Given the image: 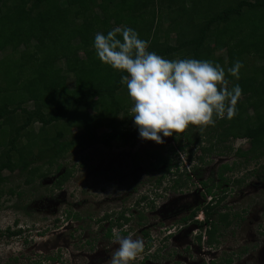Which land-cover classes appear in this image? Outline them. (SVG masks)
<instances>
[{"label": "trees", "instance_id": "obj_1", "mask_svg": "<svg viewBox=\"0 0 264 264\" xmlns=\"http://www.w3.org/2000/svg\"><path fill=\"white\" fill-rule=\"evenodd\" d=\"M165 14L168 24L162 21ZM117 26L135 29L148 41L149 51L165 58L220 65L226 87L238 84L241 95L230 119L213 116L215 123L203 130L213 133L218 144L237 138L254 142L252 151L238 148L237 156H264V63H258L264 60V0H0V51L4 52L0 58V210L4 193H18L1 187L10 180L6 170L26 174V183H31L50 173L39 161L50 169L85 143L137 142L138 130L131 127L133 102L121 83L126 73L102 64L92 47L95 33L106 34ZM215 45L226 49L224 57L216 54ZM236 61L241 64L238 79L228 71ZM105 124L109 131L99 135ZM201 135V130L191 128L175 139L183 150L184 137L187 145H193L202 143ZM215 146H202L203 154ZM232 149L223 144L220 151ZM144 151L153 168L170 170V165L163 166L167 159L162 151L148 147ZM62 167L59 163L57 172ZM224 167L233 170L228 164ZM72 173L65 167L55 183L63 186ZM177 176L176 188L186 182L182 174ZM162 178L157 185H162ZM143 199L148 196L138 203ZM204 209L208 217L213 214L210 205ZM139 217L143 224L144 216ZM130 220L120 216L118 226ZM220 221L232 223L224 213ZM218 229L215 224L209 230L211 242L218 240Z\"/></svg>", "mask_w": 264, "mask_h": 264}, {"label": "rangeland", "instance_id": "obj_2", "mask_svg": "<svg viewBox=\"0 0 264 264\" xmlns=\"http://www.w3.org/2000/svg\"><path fill=\"white\" fill-rule=\"evenodd\" d=\"M162 21L164 24L169 23L167 14L164 15ZM215 50L216 54L223 57L226 54V49L220 45H215ZM3 55L4 52L0 51V58ZM258 63L263 64L264 60H260ZM69 81L70 85L73 86V77ZM32 105L33 103L30 102L31 108ZM39 126V123L35 124L36 129ZM134 126L132 119L131 127ZM191 128L196 132L200 131L198 127L190 125L183 133L175 135L183 137L184 133ZM54 131L55 129H53ZM108 131L109 126L105 124L98 129V134L101 135ZM205 131L206 135H204ZM205 131L202 130V143L187 145L188 138L184 137L183 145L186 147L183 150L179 149V142L173 137L163 138L164 142L160 144L143 140L139 136L133 145H120L117 142L111 146L100 142L85 143L81 147L66 153L50 169L43 161H39L38 164H42L43 170L48 169L50 173L47 177H36L31 183H26V174H20L18 170L13 173L6 170L4 174L9 176L10 180L1 187L5 190L12 187L18 193L12 195L4 193L2 196L0 264H32L29 257L33 261L34 258L38 259L39 257L38 255L34 256L36 249L34 251L29 245L24 247L20 243L21 241L16 242L21 236L12 235V238H16L13 243H2V238L8 237L2 232L7 227L16 228L18 221L32 225V230L27 231L28 233L25 235L23 233L22 237H33L32 242L47 243L52 248V253L56 254L55 252H57L61 256L60 263L56 261L55 264H62L63 260H66L63 264H110L111 253L118 245L111 244V240L105 237L109 219L103 222L99 221L105 212L114 213V220L117 211L133 212V220L129 223L134 227L133 238H140L145 241L144 235L140 233V226H138L140 214L145 215L144 224H150L151 228L155 229L153 230L155 235L156 232H159L161 224L173 221V219H167L169 222L162 219L161 214L157 213L159 206L165 204L171 197L172 201L176 202L172 205L173 207L186 202L192 204L200 198H204L202 195L199 198L197 190H193L191 193L183 191V195L180 194L179 190L175 192L176 196H172L170 189L172 174L163 178L162 185H157V179L163 177L166 170L160 171L151 166L152 160L145 157L144 149L147 147L162 151L165 159H167L165 166L170 165V169H176L179 166L180 169L189 170L194 164H198V167L193 171L194 176L191 177L194 182L196 179L200 181V177L204 179L212 177L214 182L220 181V166L224 162H229V165L233 166V170L226 171V176L231 180L229 188L232 193L223 204L233 206L236 209L240 206L245 207L246 217L243 222H237L238 219L235 218L229 227L223 228L219 239L221 240L220 244L225 248V256H227V252H231V256H234L232 264H252L251 259L247 257L249 253H244L240 257L235 255L240 250L237 249L239 242L242 243L241 246L243 244L248 247L258 245V250L262 247V254L260 255L256 250L252 253L256 251L253 253L257 257L255 259L256 264H264V231H261L262 235L259 234L260 227L264 230V187L258 184L259 178L257 176L260 170L264 168V156L257 159L253 158L251 154L246 158L236 156L237 147L252 151L255 147L254 142L247 138H237L230 142L218 144L216 142L218 138L213 133H208V130ZM211 143L216 145V149L207 154L204 153V155L201 147L209 146ZM223 144L232 145L233 149L221 153L220 148ZM202 154L204 158L203 161H200ZM59 163L63 167L57 172ZM65 167L72 168L73 173L70 179L59 187L55 180ZM243 177H246V181L242 185L233 183L234 179ZM195 184L200 188V184L196 182ZM234 184L235 186H233ZM187 188L193 189V187ZM241 192L245 193L244 196H241ZM144 194L148 196V199L138 203ZM152 200L155 204L150 203ZM203 205L202 203L199 207L201 208ZM222 206H219L220 209ZM235 211L232 208V214ZM16 219L17 221H15ZM14 222L15 225L13 226ZM114 229L119 231L117 227ZM159 233L161 234V232ZM70 237V241L64 240V238ZM179 239L183 243L179 245L180 241H176L175 244H178L179 247H185V235ZM88 240L90 243L96 244L95 250H90L91 246L87 242ZM23 254L24 256H22ZM91 254L95 256L91 258L89 256ZM245 255L247 261L242 259ZM154 259L153 264H157L159 261L161 264L166 262L163 256ZM138 260L135 264L139 263ZM194 260H200L199 254ZM47 263H49L47 259L42 262V264Z\"/></svg>", "mask_w": 264, "mask_h": 264}, {"label": "clouds", "instance_id": "obj_3", "mask_svg": "<svg viewBox=\"0 0 264 264\" xmlns=\"http://www.w3.org/2000/svg\"><path fill=\"white\" fill-rule=\"evenodd\" d=\"M92 47L102 64L126 73L121 83L133 102V124L143 140L160 144L163 138H175L190 125L202 131L215 123L213 116L230 119L235 114L241 89L238 84L226 87L225 70L218 64L195 58H165L149 51L148 41L128 26L95 33ZM240 67L236 61L228 71L238 79ZM16 230L7 227L2 234L15 235ZM110 243L118 245L111 253L110 264H135L144 250L142 239H134L131 233L123 236L115 229Z\"/></svg>", "mask_w": 264, "mask_h": 264}, {"label": "flooded vegetation", "instance_id": "obj_4", "mask_svg": "<svg viewBox=\"0 0 264 264\" xmlns=\"http://www.w3.org/2000/svg\"><path fill=\"white\" fill-rule=\"evenodd\" d=\"M238 148L239 147H237V149ZM243 150L248 151L245 149ZM200 161H203V160L200 159ZM226 164L229 165L230 163L224 162L220 166L221 168V170L219 171L220 181L214 182V179H211L212 177L206 178V179L200 177V181L196 179L195 182L200 184V188H198L195 182L191 179V177L194 176L193 171H195V168L198 167V164L197 165L194 164L192 166V169H189V170H187L186 168L185 170L180 169L179 166H177L176 169H170V170L165 169L166 173L163 175V178L172 174V179H171L172 183L170 185L172 196H176L175 192L179 190H180L179 191L180 194L182 195H183V191H189V193H191L193 190H197V193L199 192L198 193L199 198L201 197V195L204 198H200L198 201H196L195 203L193 202L192 204L190 202H186V203L173 207L172 205L175 204L176 202L172 201L173 199L171 197L170 200H167L165 204H162L161 206H159V209H157V213L161 214V216L163 217L162 219L164 221L167 219H173L171 223L167 220L169 223L161 224L159 228V232H161V234L159 232H156L154 235L153 230L155 229L154 228L152 229L150 224L146 225L144 224V221H142L143 224H141L138 221L139 223L138 226H140V233L143 234L145 237L144 250L142 253H140L138 258L136 259V261L139 259L138 264H153L155 260L154 258H161V256H163V259L166 260L164 264H232L233 263L234 256H231V252H227V256H225L226 254L225 248L222 247V244H220L221 240H219L221 237V231L223 230V228L229 227L232 223L227 225L224 221L223 222L220 221V217H221V213H224V214L229 215V218L232 219V222H233V219L235 218L238 219L237 222H243L244 218L246 217V214H245L246 208L243 206H240L236 209L233 206L231 207L229 205L223 204L229 198L230 194L232 193V190L229 188L230 187L229 182L231 180L226 176V171H230V170H225L224 166ZM263 169L260 170V173H258L257 176L259 178L258 184L264 187V175H263L264 172H262ZM177 172L185 176L184 181L182 182L186 181L181 186L178 185L177 183L178 188L175 187V184H176L175 180H177L178 178ZM163 178H162V183H163ZM245 181H246V177H243V178L234 179L233 183L236 182V183H239V185H242L243 183H245ZM210 182L212 183L211 185H210ZM233 186H235V184ZM187 187H190V188L193 187V189L189 190ZM241 193H242L241 196H244L245 193L244 192H241ZM144 201L145 200L143 199V202ZM202 203L204 205L200 208L199 206ZM208 205L212 207L211 211L213 212V214L210 215L209 217L207 216L205 209H204V207ZM221 205L223 206L220 209L219 206ZM232 208L236 210L233 214H232ZM120 211L116 212L117 215H116L115 220L113 219L114 213H111V211L105 212L102 218L99 220L103 222L104 220L109 219L108 225H107L108 228L105 233V237L107 239L111 240L112 238L111 234L113 233V229L116 227L118 228L119 232L123 236H127L131 232H132L131 233L132 235L134 234L133 233L134 227L132 224H129L133 220L132 218L133 212L127 213L126 211H122V212ZM201 214H203L202 220L199 219ZM124 215L127 217H130L131 220L128 221L127 223H124L122 226H118L119 217L120 216L123 217ZM142 215L145 218V215L143 213ZM231 216H233L234 218ZM121 222H124L123 218L121 219ZM215 224H217V227H219V229L216 232V237L218 240L216 242L215 241L211 242L209 230L213 229ZM16 229L17 230L15 232V235L21 236L16 242L21 241L20 243L24 245V247L29 245L31 249H34V251L36 249V251L34 252V256L36 257L38 255L39 257L38 259L34 258V261L31 260V258L29 257V260L30 262L32 261V264H42V262L45 259L49 261V263L47 264H55L56 261L60 263L61 256L58 255L57 252H55L56 254L52 253L51 251L53 250L49 244L47 243L41 244L38 242H32L33 237L31 238L22 237L23 233L25 235L26 233H28L27 231H29L30 229L32 230V225H29L27 222L19 223L18 221L16 224ZM261 231H264L262 227H260V231H259L260 235H262ZM12 235L14 234L12 232H9L8 237L5 238V241H4L5 244L13 243L14 239L16 238H12L11 237ZM183 235H185L186 246L179 247V245L183 243L182 241H180L179 237H182ZM69 239H71V237L64 238L65 241L67 240L70 241ZM176 241L177 242L180 241L179 245L175 244ZM87 242L91 246L90 250L96 249L95 243L93 244L90 243V240H88ZM158 242L159 244H157ZM240 243L241 242H239L238 244L239 246H237V249H240V250L236 252L235 255L240 257L244 253L246 254L249 253L247 257L251 259L252 264H256L255 259L257 257L253 253L257 251V253L261 255L262 247L260 246L261 248H259L258 250V247H259L258 245L257 246L253 245V247L251 246L248 247L246 244H243V246H241L242 243L241 244ZM39 244L41 245L39 246ZM254 250L256 251L252 253V251ZM198 254H199L200 260L196 261L194 260V258ZM22 256H24V254ZM89 256L92 258L95 255L91 254ZM242 259L246 260V255L243 256ZM65 262L66 260H63L62 264ZM157 264H161L160 261Z\"/></svg>", "mask_w": 264, "mask_h": 264}]
</instances>
